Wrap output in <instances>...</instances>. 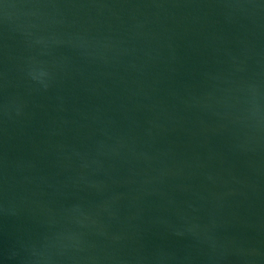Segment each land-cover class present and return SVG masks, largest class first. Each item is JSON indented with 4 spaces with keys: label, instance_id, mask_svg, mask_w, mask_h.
Returning a JSON list of instances; mask_svg holds the SVG:
<instances>
[{
    "label": "water",
    "instance_id": "1",
    "mask_svg": "<svg viewBox=\"0 0 264 264\" xmlns=\"http://www.w3.org/2000/svg\"><path fill=\"white\" fill-rule=\"evenodd\" d=\"M0 264H264V0H0Z\"/></svg>",
    "mask_w": 264,
    "mask_h": 264
}]
</instances>
